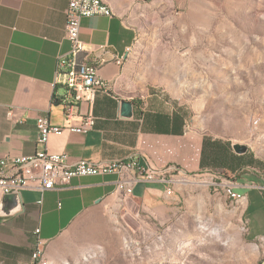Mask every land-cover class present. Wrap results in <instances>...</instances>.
<instances>
[{"label":"crops","instance_id":"0c3cea01","mask_svg":"<svg viewBox=\"0 0 264 264\" xmlns=\"http://www.w3.org/2000/svg\"><path fill=\"white\" fill-rule=\"evenodd\" d=\"M104 1L112 15L83 17L79 28L87 61L105 60L97 71L107 91L97 92L90 105H78L79 111L92 114L94 126L85 134H50L43 146L37 142V118L65 124L62 106L53 100L52 83L58 58L70 47L65 36L69 0H0V157L45 148L68 154L70 163L135 158L141 165L164 169L171 181H135L130 197L134 206L163 222L182 208L183 194L191 190L182 172L216 168L224 174L233 170L231 153L224 142L203 144L186 107L157 91L145 93L140 80L130 74L132 51L126 50H133L150 2L159 0ZM122 100L132 103L129 117L120 114ZM232 179L234 190L244 196L239 207L245 232L264 251V170H247ZM118 180L117 173L73 177L66 186L43 192L22 189L15 200H3L8 193L0 190V264H33L38 242L44 244V257L52 261L49 244L86 212L105 206L118 194Z\"/></svg>","mask_w":264,"mask_h":264},{"label":"rangeland","instance_id":"374dc122","mask_svg":"<svg viewBox=\"0 0 264 264\" xmlns=\"http://www.w3.org/2000/svg\"><path fill=\"white\" fill-rule=\"evenodd\" d=\"M131 53L130 74L145 93L186 107L203 144L229 147V178L264 170V0L150 2ZM182 173L191 190L165 221L114 194L49 244L47 264H264L242 208L210 185L226 176Z\"/></svg>","mask_w":264,"mask_h":264},{"label":"built area","instance_id":"2783aa9c","mask_svg":"<svg viewBox=\"0 0 264 264\" xmlns=\"http://www.w3.org/2000/svg\"><path fill=\"white\" fill-rule=\"evenodd\" d=\"M111 16L112 11L104 0H69L65 12V36L69 41V51L58 58L52 86L53 100L62 106L65 124H52L47 118L36 120L37 142L46 145L50 134H59L64 130L85 134L95 123L92 114L79 111L81 102L92 104L99 91H107V83L98 74V63L87 61L86 49L79 38L80 20L83 17ZM103 49V46H98ZM132 51L129 47L126 53ZM118 59L117 62H120ZM117 173L119 180L116 191L123 199L132 195V184L135 181L169 182V174L164 169H155L141 165L135 158L117 160L107 163L93 162L85 159L70 163L68 154L49 153L45 148L30 155H8L0 157V189L2 193L17 194L22 189H33L40 192L59 188L69 184L73 177ZM215 188L230 192V199L243 196L234 190L235 182L224 177L220 183H211ZM214 188V189H215ZM244 198V196H243ZM245 229V227H242ZM35 234L39 229L34 230ZM32 257L33 264H47L44 257V244L38 242Z\"/></svg>","mask_w":264,"mask_h":264},{"label":"water","instance_id":"95a60500","mask_svg":"<svg viewBox=\"0 0 264 264\" xmlns=\"http://www.w3.org/2000/svg\"><path fill=\"white\" fill-rule=\"evenodd\" d=\"M120 114L122 116H125V117L131 116V114H132V103L129 102V101L122 100L120 102ZM233 149L237 153H243L246 150L245 146H241V145H238V144H234L233 145ZM16 198H17V194H15V193H8V194H6L3 197V200L4 199L5 200H10V199L15 200ZM1 209L2 208H1V203H0V210Z\"/></svg>","mask_w":264,"mask_h":264},{"label":"bare ground","instance_id":"6f19581e","mask_svg":"<svg viewBox=\"0 0 264 264\" xmlns=\"http://www.w3.org/2000/svg\"><path fill=\"white\" fill-rule=\"evenodd\" d=\"M111 10V8H110ZM2 191V189H0ZM224 194L226 196H228V198H230V192H228L227 190H223ZM231 201H233V204L236 206H240L241 205V201L243 200V196H236L235 198H231Z\"/></svg>","mask_w":264,"mask_h":264},{"label":"trees","instance_id":"16d2710c","mask_svg":"<svg viewBox=\"0 0 264 264\" xmlns=\"http://www.w3.org/2000/svg\"><path fill=\"white\" fill-rule=\"evenodd\" d=\"M57 103V102H56ZM223 173L226 175V177H228L229 175V173L228 172H226V171H223Z\"/></svg>","mask_w":264,"mask_h":264}]
</instances>
